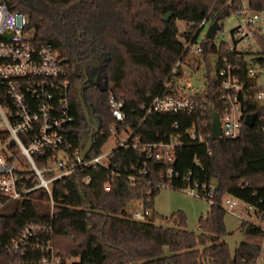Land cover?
Returning <instances> with one entry per match:
<instances>
[{
    "label": "trees",
    "instance_id": "obj_1",
    "mask_svg": "<svg viewBox=\"0 0 264 264\" xmlns=\"http://www.w3.org/2000/svg\"><path fill=\"white\" fill-rule=\"evenodd\" d=\"M11 10L27 17L25 31H32L34 44H51L65 60L69 86V103L74 118L70 138L74 146L88 130L79 100L83 101L99 128L87 156L100 152L112 131L129 128L131 139L139 143L177 138L173 161L155 158L153 147L115 146L107 159L123 173L134 171L146 162V181L133 182L124 174H109L100 166H85L55 184V197H61L56 211L52 239L63 264H260L259 242L240 240L231 251L220 238L227 233L223 206L225 196L250 203L253 211L264 218V103L253 100L262 88L245 76L246 61L227 52L228 43L219 46L203 39L202 54L189 57L184 41L194 42L197 26L211 8L213 20L221 22L230 15L232 5L225 0H4ZM255 10L264 8V0H250ZM170 14L167 21L162 20ZM183 22L182 30L177 26ZM258 51L252 61L264 64V36L256 37ZM183 54V55H182ZM227 56L237 61V74L246 89L241 101L243 116L254 114V124H243L237 137L218 136L209 144L198 143L189 136L196 116L182 112H151L144 117L141 103L162 91L167 79L183 78V66L199 67L202 60L207 70L205 88L197 97L205 98L217 110L220 77L212 76L209 58ZM180 59L177 75H170ZM192 63V64H191ZM100 80L102 82L100 83ZM112 93L123 102L124 123L116 121L108 104ZM1 96V95H0ZM177 123L178 126H174ZM2 131H0V135ZM172 167L178 176H168ZM85 175L90 180L83 181ZM188 176V178L186 177ZM110 187L104 189L105 181ZM214 180L216 187L205 214L200 215L198 231L189 230L185 214L178 210L162 216L156 223V211L148 220L128 217L124 207L143 198L153 206V197L161 184L183 188L197 182ZM34 192L32 195H35ZM35 198L37 196L35 195ZM8 201L0 206V262L9 259L4 245L29 221L43 220L48 215L41 199ZM238 229L249 235L264 236V228L241 220ZM264 264V257L262 259Z\"/></svg>",
    "mask_w": 264,
    "mask_h": 264
},
{
    "label": "built area",
    "instance_id": "obj_2",
    "mask_svg": "<svg viewBox=\"0 0 264 264\" xmlns=\"http://www.w3.org/2000/svg\"><path fill=\"white\" fill-rule=\"evenodd\" d=\"M216 1L214 0L212 5ZM222 5H232L230 14L239 20L231 32L232 42H227V52L234 54L236 59L242 58L246 61L245 76L254 79L259 85V81L264 77V64L252 61V58L253 53L258 51L256 37L264 36V8L253 9L250 0H225ZM27 22L25 14L9 9L6 2L0 0V120L6 126L4 130H0V206L8 201L34 200L36 195L35 199H41L47 205L48 215L43 220L26 222L5 243L4 251L9 255V259L0 264H63L61 256L55 251L52 239L56 211L62 201L59 195L58 198L55 197L56 182L87 165L100 166L109 174H124L133 182H141L146 181L144 174L147 172V165L144 161L142 167L135 171L129 168L128 173H123L117 165H110L107 157L111 150L105 155L99 152L91 156L86 155L82 160L78 159L79 144L74 146L70 138V126L74 118L70 110L69 83L65 79L66 65L51 44L37 45L31 41L32 35H26L30 30L25 31ZM212 22L210 8L199 22L194 37L206 25L208 29ZM203 39H208L206 33ZM211 40L214 41V38ZM221 41L215 42V45L218 47ZM239 41L247 44L246 49L237 47ZM193 43L192 39L184 41V52L188 51L191 57L201 56V43ZM211 59L212 76L221 78L216 96L219 103L217 110L208 104L205 98L197 97L205 88V84L201 89L194 87L185 77L183 70V78L167 79L159 94L153 96L149 102L140 104L145 111L144 117L151 112H182L195 115L189 136L198 143L209 144L210 140L215 138L212 135V118L209 111L212 107L219 117V136H239L244 124L242 110L246 106L241 101L246 89L237 74L240 65L227 56L220 59L212 56ZM180 65L179 59L170 75H177ZM183 68L187 66L184 65ZM253 100L264 103V89L255 91ZM108 104L113 118L124 123L126 113L123 102L109 93ZM174 126L178 124L174 123ZM261 128L264 136V126ZM124 131L127 137L116 146H140V149L152 146L151 153L155 158L165 162L173 161V148L180 142L179 139L170 138L140 144L138 136L130 138L131 129ZM166 173L168 176H178V172L172 167H168ZM89 180V175L83 177L84 182ZM161 186L169 184L164 183ZM103 187L109 189L108 180L104 182ZM187 187H190V194L212 201L216 184L214 180H210L194 182ZM34 192L36 194L32 195ZM148 196L146 193L143 198L133 200L140 207L128 209L125 206L123 213L135 220L150 219L152 208L145 205ZM236 203L237 198L233 196H225L223 199L225 210L241 217L233 211ZM244 203L246 210H253L250 203Z\"/></svg>",
    "mask_w": 264,
    "mask_h": 264
},
{
    "label": "rangeland",
    "instance_id": "obj_3",
    "mask_svg": "<svg viewBox=\"0 0 264 264\" xmlns=\"http://www.w3.org/2000/svg\"><path fill=\"white\" fill-rule=\"evenodd\" d=\"M238 22L239 20L233 14L225 17L221 22H219L220 28L216 32L214 42L218 43L219 41L223 40L231 43V32L232 29L238 25ZM177 26L180 28V30H182L184 24L183 22H178ZM207 26L208 25H206V27L202 29L196 36L193 45L202 42L207 30ZM26 35L31 36L32 31H29ZM246 46L247 44L244 41H239L237 47L239 49H246ZM212 60L213 59H211L210 57L209 61L211 62ZM186 66L187 68H184L185 77L189 79L194 87H199V89H201L207 76V70L205 68L204 62L201 60L199 63V67H189L188 65ZM212 72L213 70L211 68V71H209L208 74L212 75ZM101 82L102 80H100V83ZM259 85H262L261 89H264V77H262L259 81ZM5 128L6 126L0 120V130H4ZM126 137L127 133L125 131H122L120 133L112 131L106 141L101 145L100 153L104 155L107 154L112 148L117 145L119 141H123ZM1 145L2 142L0 141V146ZM189 190L190 187L172 188L169 186H160L159 190L153 197V208L158 214V218H156L155 222L164 223L161 219L162 216H168L173 212L180 210L185 214L187 228L189 230L198 231L199 217L200 215L205 214V212L209 208L210 201L205 197L190 194ZM126 206L128 207V209L140 207V205L134 201L130 202ZM233 211L241 215V217L237 216L234 213L226 211L224 215V223L227 229V233L221 235L220 238L228 243L231 251L234 250V247L240 240L259 242L261 245V255L259 257L260 261V259L264 257V236L259 237L245 234L238 229V225L241 220L245 219L254 224L261 225L264 228V218L257 215L253 210H246L245 203L239 199H237V203L233 208Z\"/></svg>",
    "mask_w": 264,
    "mask_h": 264
},
{
    "label": "water",
    "instance_id": "obj_4",
    "mask_svg": "<svg viewBox=\"0 0 264 264\" xmlns=\"http://www.w3.org/2000/svg\"><path fill=\"white\" fill-rule=\"evenodd\" d=\"M170 14H166L162 20L167 21ZM220 26L217 20H213V22L209 25L207 32H206V38L213 39L217 30H219ZM66 62L65 60H63ZM87 80L85 77L78 86V93H79V100L82 106L83 110V116L86 124L89 126L88 130L82 134V136L79 139V155L78 159L82 160L88 153L89 149L91 148L93 144V135L98 131L99 125L97 122V119L92 118L89 114V110L86 107L84 101H83V89L81 88L84 82ZM210 114H211V130L212 135L214 137L221 135V129H220V122L218 115L214 112L212 107L209 108ZM255 115L254 114H247L244 116V123L247 126H252L254 124Z\"/></svg>",
    "mask_w": 264,
    "mask_h": 264
},
{
    "label": "crops",
    "instance_id": "obj_5",
    "mask_svg": "<svg viewBox=\"0 0 264 264\" xmlns=\"http://www.w3.org/2000/svg\"><path fill=\"white\" fill-rule=\"evenodd\" d=\"M151 208H152V211H155V209L153 208V206Z\"/></svg>",
    "mask_w": 264,
    "mask_h": 264
}]
</instances>
